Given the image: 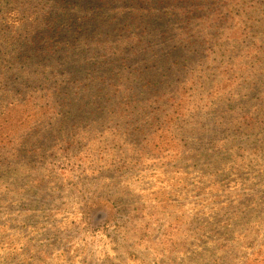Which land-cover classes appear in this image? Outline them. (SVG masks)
I'll return each instance as SVG.
<instances>
[{
  "label": "trees",
  "instance_id": "trees-1",
  "mask_svg": "<svg viewBox=\"0 0 264 264\" xmlns=\"http://www.w3.org/2000/svg\"><path fill=\"white\" fill-rule=\"evenodd\" d=\"M263 133L264 0H0V187L18 170L191 176Z\"/></svg>",
  "mask_w": 264,
  "mask_h": 264
},
{
  "label": "rangeland",
  "instance_id": "rangeland-1",
  "mask_svg": "<svg viewBox=\"0 0 264 264\" xmlns=\"http://www.w3.org/2000/svg\"><path fill=\"white\" fill-rule=\"evenodd\" d=\"M233 147L191 176L188 162L81 182L16 171L0 187V264H264V133ZM111 204L107 226L82 218Z\"/></svg>",
  "mask_w": 264,
  "mask_h": 264
}]
</instances>
